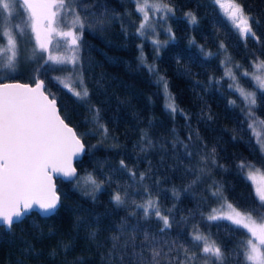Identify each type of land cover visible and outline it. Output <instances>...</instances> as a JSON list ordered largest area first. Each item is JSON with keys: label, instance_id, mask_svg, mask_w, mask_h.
<instances>
[{"label": "trees", "instance_id": "1", "mask_svg": "<svg viewBox=\"0 0 264 264\" xmlns=\"http://www.w3.org/2000/svg\"><path fill=\"white\" fill-rule=\"evenodd\" d=\"M97 2L106 6L108 16L103 26L93 25L84 30L77 66L89 90L90 103L78 101L52 80L67 71L41 69L39 75L46 88L55 94L66 123L82 135L85 153L73 163L78 176L83 178L92 173L104 181L103 189L93 200L73 182L55 179L60 203L53 213L40 216L32 211L11 230L0 227V264H104L110 247V228L127 215L125 209L111 202L112 194L118 187L128 188L137 203L147 195L129 187L132 181L120 168L121 160L138 173L149 172L151 162L150 178L145 183L158 199L161 211L174 218L172 228L163 237L165 240L191 247L190 233L198 228L227 250L226 254L231 253L248 239V234L229 221L206 220L218 203L211 192L214 185H219L223 197L239 210L254 208L258 203L254 186L247 179V170L241 172L238 165L250 162L264 173V153L249 127L243 99L229 88L232 81L225 76L224 62L228 60L241 87L255 90L253 81L242 73L251 71L257 57L264 60L261 55L264 0H237L252 18L260 43L251 37L246 42L242 40L214 0H167L174 8V15L166 20L174 39L159 45V51L147 38L136 35L140 16L134 0ZM189 12L197 17L196 24L189 23L186 15ZM221 43L224 49L220 48ZM41 63L28 62L26 73L1 75L0 81L33 82ZM149 66L155 72L149 71ZM169 95L178 109L174 115L165 107ZM260 96L258 91L255 116L264 121V102ZM90 108L99 109L100 123L108 129L107 136L91 122ZM182 113L190 119L186 120ZM188 125L200 137L197 142L200 147L193 151L202 153L204 146L209 152L215 148V164L195 184L192 183L195 176L185 170L197 166L201 155L177 166L170 150L160 151L162 141L170 143L174 136L185 140L190 132ZM143 133L156 144L147 152H141L137 146L143 143L140 139ZM154 180H159V185ZM173 188L179 192L178 200L172 194ZM185 188L188 191H183ZM260 215L258 211L254 213L257 218ZM156 223L153 217L150 226L155 229ZM93 232L95 237L90 234ZM196 251L199 253L198 248ZM236 261V256H229V264Z\"/></svg>", "mask_w": 264, "mask_h": 264}, {"label": "snow or ice", "instance_id": "2", "mask_svg": "<svg viewBox=\"0 0 264 264\" xmlns=\"http://www.w3.org/2000/svg\"><path fill=\"white\" fill-rule=\"evenodd\" d=\"M214 3L242 40L246 42L251 37L260 43L252 27V18L237 0H214ZM102 8L104 10L100 11ZM135 11L140 14L136 35L141 37L146 35L148 29L155 32L153 18L166 21L169 14L174 15V8L167 0H135ZM186 15L189 23H197L194 14L189 12ZM107 16L108 9L97 0H0V71L16 72L22 59L25 62H43L36 69L34 85L0 81V227L6 226L11 230L33 209L46 215L54 212L60 203L54 176L73 182L93 200L102 191L103 180H98L92 173L81 178L73 167V160L85 153V143L82 135L66 123L55 94L46 88L45 80L39 73L41 69L46 72L67 71V75L53 76L52 80L78 101L90 103L89 90L82 73L77 71L80 40L86 27L103 26ZM68 17H71L70 25L65 24ZM168 31L171 33L170 28ZM170 38L174 39V36ZM22 43L31 44V50L22 48ZM152 43L159 51L160 42L152 39ZM220 48H225L223 43ZM141 62H144L142 52ZM224 63L225 76L232 81L229 88L238 92L243 99L247 116L253 121L249 127L257 137L261 153H264V131H256L255 116L258 91L261 102H264V60L257 57L251 71L244 70L242 73L254 82L255 90L252 91L241 87L227 59ZM149 71L155 72V68L149 66ZM160 79L163 81L164 78ZM163 87L167 92L166 82ZM230 103L235 104V101ZM165 107L173 115L178 111L170 95ZM89 111L92 113L91 122L103 129V134L107 136L108 129L100 123L99 109L90 108ZM182 115L186 120L190 119L186 113ZM259 123L264 125V121ZM188 127L190 132L185 140L174 136L170 143L162 141L160 151L170 150L176 157L174 162L177 166L181 161L190 163L196 155H201L197 166L185 170L195 176L192 181L195 184L206 169L215 164V148L209 152L204 146L202 153L193 151L200 147L197 143L200 137L198 132L191 130L190 125ZM140 139L143 143L137 146L141 152L156 147L147 133H143ZM120 168L131 178L129 187L140 189L141 195H147L137 203L131 198L128 188L118 187L112 194L111 202L125 209L127 215L110 228V247L105 253L104 264H200V261L205 264H229V256L232 255L237 257L236 264H264V174H254V164L242 161L238 165L241 172L247 170V179L254 186L255 200L258 201L254 208L239 210L227 202L219 185H214L215 190L211 192L223 203L219 209L213 208L206 220L229 221L248 234V239L241 241L237 249L227 254V250L198 228L190 233L191 247L175 240H165L163 237L172 228L174 218L161 211L158 199L145 183L150 178L151 162L149 172L138 173L129 169L123 160L120 161ZM255 171L259 173V169ZM153 183L159 185L160 181L154 180ZM172 194L179 199V192L175 188ZM257 211L261 213L258 218L254 216ZM153 217L157 221L155 229L150 226ZM90 234L96 236L95 232Z\"/></svg>", "mask_w": 264, "mask_h": 264}, {"label": "rangeland", "instance_id": "3", "mask_svg": "<svg viewBox=\"0 0 264 264\" xmlns=\"http://www.w3.org/2000/svg\"><path fill=\"white\" fill-rule=\"evenodd\" d=\"M134 7H135V0H134ZM139 14V13H138ZM172 14H169V16H171ZM139 16H140V14H139ZM168 16V17H169ZM17 20L19 21V17H17ZM70 20H71V17H68L67 18V20L65 21V24H69L70 25ZM139 23H140V21H139ZM152 23H153V26H154V28H155V32H152V30L151 29H148V30H146V35L144 36L145 38H147L149 41H151L152 42V39H157L159 42H160V45L161 44H163L165 41H167V40H170L171 38L170 37H172V34L171 33H169V31H168V29H169V27H168V25H167V21H165V20H160V19H158V18H153V21H152ZM139 25V24H138ZM25 40H27V37H25ZM21 47L22 48H24V49H26L27 51H30L31 50V44H28V43H22L21 44ZM61 51H63V48H61L60 49ZM27 63L28 62H25L23 59L21 60V64H20V66H19V68L17 69V71H19V72H23V73H26L27 71H28V69H27ZM66 67H71V66H66ZM16 71V72H17ZM15 72V73H16ZM12 73H14V72H7V71H0V76L1 75H6V74H12ZM68 74V72H65V73H63V75L62 76H64V75H67ZM28 74H26V76H27ZM253 84H254V82H253ZM255 86V85H254ZM168 102H166V104H167ZM165 104V105H166ZM251 123H253V121L252 120H250V124ZM252 129V128H251ZM252 131H253V129H252ZM256 131L257 132H261V131H264V125H261L260 123H259V120L257 119L256 120ZM255 136V135H254ZM256 137V136H255ZM256 139H257V137H256ZM253 173L254 174H257V175H259V174H264V173H262V172H260L259 171V173H256V171L254 170L253 171ZM221 203H223V201L221 200V201H218V203H217V205H216V207H214V208H217V209H219L220 208V206H221Z\"/></svg>", "mask_w": 264, "mask_h": 264}, {"label": "water", "instance_id": "4", "mask_svg": "<svg viewBox=\"0 0 264 264\" xmlns=\"http://www.w3.org/2000/svg\"><path fill=\"white\" fill-rule=\"evenodd\" d=\"M3 82H19V83H27V84H33L34 85V81L33 82H20V81H17V80H8V81H3ZM70 126V125H69ZM71 127V126H70ZM80 158V156L79 157H77V158H75L74 160H73V163H74V161L75 160H77V159H79ZM55 179H60V180H66L65 178H63V177H61V176H54V183H55ZM55 185H56V183H55ZM58 194V193H57ZM33 211L34 212H36L38 215H40V216H48V215H50L51 213H49V214H44V213H42L40 210H38V209H33ZM53 213V212H52ZM5 230H7V227L6 226H2Z\"/></svg>", "mask_w": 264, "mask_h": 264}]
</instances>
